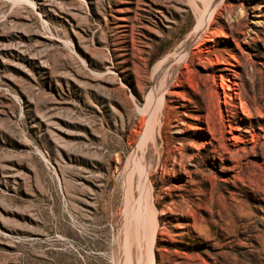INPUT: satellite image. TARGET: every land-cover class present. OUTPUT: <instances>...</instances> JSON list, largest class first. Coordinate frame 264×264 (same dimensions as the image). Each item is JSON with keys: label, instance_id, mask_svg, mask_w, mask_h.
<instances>
[{"label": "rangeland", "instance_id": "1", "mask_svg": "<svg viewBox=\"0 0 264 264\" xmlns=\"http://www.w3.org/2000/svg\"><path fill=\"white\" fill-rule=\"evenodd\" d=\"M214 4L154 126L153 229L134 149L202 1L0 0V264H264V0Z\"/></svg>", "mask_w": 264, "mask_h": 264}, {"label": "bare ground", "instance_id": "2", "mask_svg": "<svg viewBox=\"0 0 264 264\" xmlns=\"http://www.w3.org/2000/svg\"><path fill=\"white\" fill-rule=\"evenodd\" d=\"M201 1L203 3V8L201 10H199L197 8L199 11L197 12L196 24H195L193 30L180 43L178 49L171 56L166 57V58L162 59L161 61H158V63H156V65L153 68V72H152L153 76L158 79L159 83L156 86V88L153 89L152 101H150V103L152 104V107H151V110L149 112V117H147L148 118L147 127L143 131L142 136H140V141L137 145L136 150L134 149L135 156L137 157V154L139 155L137 157L138 162L136 161L137 163L133 164V165L136 168V171L138 173V183L142 189L143 210L145 211L144 213L148 215L147 218H148L150 226L152 228L153 227L155 228V217H154V215H152L154 210L152 209L151 203L149 202V194L150 193L148 192L149 187L147 184L148 177H146V171H147L146 169L148 168L147 164L149 162L151 163V161L153 159L152 154H151L152 153V145L154 142L153 141V133H154L153 130H154V126L157 122V119L159 120L158 116H160V115H158V114L160 113L159 111L161 108V102L163 99L164 92L167 89V85L169 83V80L174 78L175 75L178 73V70L180 69V67L184 65L186 58H187V54H188V51H187L188 46L195 43L201 37V35L204 34V32L207 30V26L210 23V17L216 10V5L214 4V0H201ZM193 6H194V4H193ZM195 7H197V6H195ZM194 11H196V10L194 9ZM129 160H130V158H129ZM146 165H147V168H145ZM130 166H131V164L129 165V167ZM141 212H143V211H141ZM143 217H145V216H143ZM141 221H142V223L145 222L144 220H141ZM145 223H147V222H145ZM144 225L146 226L147 224H144ZM150 226H148V227L146 226L145 229L149 228ZM152 228H151V230L147 231V233L145 232V235L143 236V240L145 241V248H146L145 253L147 254L146 256H148L149 258L153 257V256H151L152 255L151 249H152V245H153V239L155 238L154 234H153L154 228L153 229ZM152 260H153V258L151 259V261ZM146 262L148 263V261H146Z\"/></svg>", "mask_w": 264, "mask_h": 264}]
</instances>
